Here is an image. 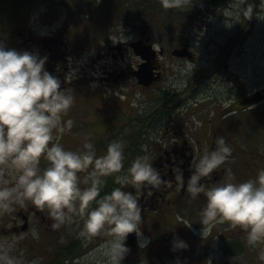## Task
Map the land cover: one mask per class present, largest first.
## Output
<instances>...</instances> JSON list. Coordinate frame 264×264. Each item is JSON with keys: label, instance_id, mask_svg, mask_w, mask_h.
<instances>
[{"label": "flooded vegetation", "instance_id": "obj_1", "mask_svg": "<svg viewBox=\"0 0 264 264\" xmlns=\"http://www.w3.org/2000/svg\"><path fill=\"white\" fill-rule=\"evenodd\" d=\"M235 3L218 9L230 11ZM95 7L98 10L101 6ZM245 18L242 17L243 22ZM112 25L80 19L71 26L62 24L49 35H36L25 24L22 32L9 25L4 42L8 47L48 56L46 68L60 77L63 87L74 95L71 109L63 116L64 122L69 118L74 122L60 141L66 148L81 149L88 138L80 132L96 125L87 127L83 122L97 116L95 110L81 113L88 99L96 111L110 112L101 128L106 134L98 136L103 141L102 154L109 144L104 141L107 134L119 136L125 148L132 137L138 136L136 153L125 152V169L137 156L148 155L164 177L165 182L159 188L148 186L138 190L131 183L123 185L126 191L138 193L142 206L143 235L131 233L133 246L127 243L128 238L125 241L131 252L136 250L138 263L148 260L150 264H177L179 259L182 264H211V259L212 264H232L231 258L237 255L239 264H264L259 258L264 244L247 245V233L240 226L233 227L230 222L217 224L203 238L199 213L207 198L200 193L193 199L187 191V182L182 186L175 179L183 172L187 180L205 149L214 148L216 137L221 135L227 138L233 152L204 178L207 186L228 179V169L235 174L236 181H243L264 168V82L248 84L240 79L231 61L235 38L231 42L228 38L216 53L200 55L188 37L176 38L171 45L164 39L156 40L150 30L143 28L131 33L130 41L115 42L124 34L111 31L115 29V24ZM138 41H146L154 49L155 80L149 85L139 83L136 74L145 63L143 55H137L132 47ZM185 47L188 48L185 56L173 54ZM91 49H95L94 58L81 65V56ZM129 57L134 58L130 65L126 64ZM88 81L95 88L87 87ZM103 89L114 93L103 95ZM194 109L203 111L195 113ZM193 117L202 123L198 125ZM46 165L42 158L41 167ZM85 175L80 173L81 187L87 186L83 183ZM5 178L14 183L10 175L5 174ZM80 220L76 216L53 228L47 209L37 207L31 200L13 202L8 210L0 211V252L13 257L15 264L76 262L86 257L95 237L80 234L83 227ZM176 238L187 241L189 247L173 251ZM141 242H147V246H141Z\"/></svg>", "mask_w": 264, "mask_h": 264}, {"label": "clouds", "instance_id": "obj_2", "mask_svg": "<svg viewBox=\"0 0 264 264\" xmlns=\"http://www.w3.org/2000/svg\"><path fill=\"white\" fill-rule=\"evenodd\" d=\"M160 2L165 9H174L184 8L190 0ZM234 7L235 22L229 24L226 20L229 27L241 17L264 20V0H236ZM121 41L125 39L115 42ZM47 61L46 55L8 47L0 41V211L8 210L13 202L31 200L37 207L47 209L53 228L80 216L82 236L90 238L104 230L111 237L104 246L106 259L102 264H122L129 251L125 243L129 233L143 235L138 193L126 191L123 185L131 183L138 190L159 188L165 179L148 155L137 156L125 169V145L121 139L109 142L102 155H97L95 145L88 139L79 150L66 148L60 141L74 122L70 118L64 122L63 116L75 97L63 87L60 77L46 68ZM193 120L198 125L202 123L196 117ZM215 145L205 149L187 180L183 172L175 179L182 186L187 182L193 199L200 193L207 198L199 213L203 238L217 224L230 222L246 231L247 245L258 247L264 244V168L243 181H236L228 169V179L209 187L204 178L233 152L223 135L216 137ZM42 158L47 162L45 167H41ZM81 172L86 173V187H81ZM121 172L115 177L120 186L104 192V178ZM141 246H147V242H141ZM188 247L182 238L173 240V251ZM259 258L264 260V248L260 249ZM231 262L239 264V257H232ZM0 264H15V259L0 252ZM177 264L182 262L178 259Z\"/></svg>", "mask_w": 264, "mask_h": 264}, {"label": "rangeland", "instance_id": "obj_3", "mask_svg": "<svg viewBox=\"0 0 264 264\" xmlns=\"http://www.w3.org/2000/svg\"><path fill=\"white\" fill-rule=\"evenodd\" d=\"M70 1L74 2V0ZM103 1L99 0V3ZM70 5L69 1L57 6L45 4L22 13L16 20L11 21L9 25L10 27L16 26L17 30L22 32L25 24L27 27L30 26L28 31L36 35H49L55 30H59L62 24L65 23L71 26L80 19H84L87 22L98 20L108 26L115 24V29L111 31H120L124 34L121 38L125 39V42L130 41L131 33L140 28L150 30L151 36L156 40L164 39L168 44L170 42L171 45L175 43L176 38L185 40V37H188L200 55L216 53V51L225 46L228 38H230L229 42H231V39L235 37L231 61L240 79L248 84L264 82V20L257 19L248 33H244L243 36L240 35L237 38L244 23L242 17L239 22L231 27L226 24V20L229 24L235 22L232 16L235 7L230 11H223L206 5L196 6L195 3L190 1L184 8L165 9L160 0H124L121 10L117 9L120 14H117L118 11L114 10L117 6L115 2H109L105 6L98 8V10L95 6L71 8L69 7ZM98 11L103 13H98ZM125 30L126 32L124 33ZM94 56L95 49L86 50L81 56L80 64L90 63ZM133 61L134 58L129 57L126 64L130 65ZM87 85L89 88H95V84L90 81H88ZM84 91H88V89ZM113 93L114 91L111 89H103V95H112ZM85 102L86 104L84 109H81V113H85L84 110H95V115L97 116L86 118L83 122L87 123V127L93 123H96V125L94 129L87 128L80 134L92 141L97 155H102L103 141L101 142L98 136L106 134L105 129L101 128H104V119L110 116V112L96 111L88 99ZM201 104H204V102H201ZM201 111L203 109L193 110L195 113ZM118 137L107 134L104 141L109 143L113 139H118ZM80 221L83 225L82 217ZM110 239L109 234L102 230L95 235L91 242L92 244L87 248L89 252L85 258H81L76 262H64V264H102L106 259L104 246ZM128 248L129 251L122 264H142V262L138 263L136 250L131 252V248ZM143 264L150 263L148 260H143Z\"/></svg>", "mask_w": 264, "mask_h": 264}, {"label": "trees", "instance_id": "obj_4", "mask_svg": "<svg viewBox=\"0 0 264 264\" xmlns=\"http://www.w3.org/2000/svg\"><path fill=\"white\" fill-rule=\"evenodd\" d=\"M66 1H69L71 5L69 7L74 8L80 6L81 8H86L90 6H105V4L109 2H115L117 4L116 9H120L123 5L124 0H104L101 4H99V0H74V2L70 0H0V41H6L5 33L7 25L13 20H16L22 13L27 12L29 10L36 9L39 6L48 4L52 6H57L60 4H64ZM192 3H195L196 6H210V7H221L226 6L229 3H232L236 0H190ZM259 0H257V3ZM255 22L253 20H248L245 18L244 23L238 33V35H242L244 33H248L251 30V26H253ZM237 36V38L239 37ZM138 136L132 137L131 141L127 144L125 148V152L128 154H134L137 151L136 144L138 143ZM115 173L110 175L106 179L107 183L104 186V192H110L114 187L119 185L115 182ZM103 195V192L101 193Z\"/></svg>", "mask_w": 264, "mask_h": 264}, {"label": "water", "instance_id": "obj_5", "mask_svg": "<svg viewBox=\"0 0 264 264\" xmlns=\"http://www.w3.org/2000/svg\"><path fill=\"white\" fill-rule=\"evenodd\" d=\"M146 32H143V35H145ZM150 39H147L149 41ZM133 49L135 50V53L137 55H143V58L145 59V63L141 66L140 70L136 73L139 77L140 82L144 85L151 84L155 78L152 77L153 75V68H152V59L154 58V50L151 45H147L146 41H138L132 44ZM188 51V48L185 47L183 49H178L173 52L176 56H185L186 52ZM127 243L130 246L134 245V238L132 237L131 233L128 235Z\"/></svg>", "mask_w": 264, "mask_h": 264}, {"label": "bare ground", "instance_id": "obj_6", "mask_svg": "<svg viewBox=\"0 0 264 264\" xmlns=\"http://www.w3.org/2000/svg\"><path fill=\"white\" fill-rule=\"evenodd\" d=\"M233 37V36H232ZM235 38V37H234ZM202 47V46H201ZM241 88V87H240ZM242 95V94H241ZM238 108H240V107H238ZM242 109V108H241Z\"/></svg>", "mask_w": 264, "mask_h": 264}]
</instances>
